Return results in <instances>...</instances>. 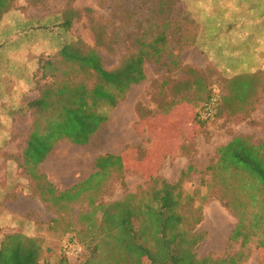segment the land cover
<instances>
[{
	"label": "trees",
	"instance_id": "16d2710c",
	"mask_svg": "<svg viewBox=\"0 0 264 264\" xmlns=\"http://www.w3.org/2000/svg\"><path fill=\"white\" fill-rule=\"evenodd\" d=\"M14 1L0 0V21L10 11ZM161 4L162 13L168 14L171 7L167 8L165 1ZM207 8V0H190L189 10L200 24V29L189 39L180 36L175 45L169 32L170 21L163 23L157 12L158 16L151 17V23L142 35L134 39L136 51L125 57L115 69L104 65L96 49H86L81 41L68 36L73 24V16L68 15L57 23V31L52 33V38L51 35L45 37L46 34L41 31L43 28L37 29L36 34L39 31L42 38L37 43L41 53L33 61L0 56V94L5 98L0 100V111L11 110L9 119L0 118V134L6 131L9 136L8 126L18 114L34 117L21 150L25 171L36 177L39 164L61 139L80 145L95 140L107 123L109 113L127 97L132 86L147 79L148 61L166 60L167 66L181 68L179 57L185 48H207L203 42L211 31ZM178 46L183 49H178ZM221 48L230 51L240 47ZM230 62L220 59L212 64L229 78V69L226 68ZM262 66L249 61L243 68H235L239 71L248 68L249 71L245 72L250 74L245 84L237 85L240 93H236L228 81V93L222 99L218 98L216 114L220 106L246 103L257 93L255 76L264 75L261 73L264 72ZM189 72L195 76L194 82L183 81L175 87L174 95L181 96V99L184 98V91L193 87L196 91L204 89L203 77L194 70ZM88 78L95 82L89 84ZM13 79L28 85L35 83L42 91L41 97L17 105L15 91L11 88ZM241 86L247 89L243 92ZM93 143L96 146L97 143ZM217 155V163L209 166L208 171L219 180L223 192H233L235 200L240 201L244 209L237 213V225L231 236L233 243L240 245L239 251L218 259H198L194 250L203 240V235L195 233V229L203 219L204 206L198 203L195 194L183 187V179L190 168L183 172L178 182L163 181L140 201H134L135 196L131 193L113 202L96 201L113 175L112 171L119 173L125 167L122 156L105 154L97 161V175L79 189L61 195V198L74 200L82 194H90L87 196L90 210L80 211L76 222L70 223L69 228L72 234L69 239L82 246L80 255L85 248L90 252L86 264H241L248 257L246 250L253 241L264 251V141L254 144L246 136H237L219 146ZM48 184L53 187L51 182ZM44 202L53 205L59 214H71L81 201ZM55 222L58 223V220ZM42 253V239L23 232L0 239V264H41ZM68 258L65 254L63 264H69Z\"/></svg>",
	"mask_w": 264,
	"mask_h": 264
},
{
	"label": "rangeland",
	"instance_id": "374dc122",
	"mask_svg": "<svg viewBox=\"0 0 264 264\" xmlns=\"http://www.w3.org/2000/svg\"><path fill=\"white\" fill-rule=\"evenodd\" d=\"M162 1L166 2L167 8L171 7L168 14L162 13ZM189 5L190 0H15L0 21V56L33 61L41 53L37 43L42 38L39 31L36 34L37 29L43 28L41 31L46 34L45 37L51 35L52 38V33L57 31V23L68 15L73 16L68 36L81 41L86 49H96L104 65L108 69H115L125 57L136 51L134 39L142 35L157 12L163 18V23L170 21L173 45L180 36L189 39L198 32L200 24L195 21ZM181 48L178 46V49ZM179 61L181 68L167 66L166 60L148 61L147 79L133 85L120 108L109 113L107 123L93 139L92 145L76 146L63 142L57 144L56 148L69 149L79 157L90 151L105 155L117 150V147L119 150L130 147L136 162L148 157L150 168L146 172L137 168L113 174L104 191L98 194V202L121 200L129 193L135 196L134 201H140L163 181L178 182L183 172L190 168L183 179V187L195 194L198 203L204 206L203 219L195 229V233L203 235V240L194 251L198 259L223 258L240 249L231 236L237 225V213L244 209L240 201L235 200L233 192H223L219 180L213 177L208 167L218 161L217 148L237 136H246L254 144L264 141V75L255 76L257 93L248 102H237L232 107L222 105L218 114L202 121L199 113L206 100L210 97L222 99L227 95L228 81L234 91L240 93L237 85L246 83L250 73L245 71L249 70L245 68L239 71L232 66L227 71L231 78L229 80L217 65L208 64L195 46L185 48ZM190 70L203 77L204 89L196 91L193 87L190 91H184V98L181 99V96L174 95L175 87L183 81L194 82L195 76ZM88 81L89 84L95 82L90 78ZM244 89L247 87L241 86V91L244 92ZM31 97V94L28 95L26 101ZM0 100H5L2 94ZM10 114L11 110L8 109L0 111V118L9 119ZM31 128L30 114L13 118L12 125L8 126L10 138L4 145L8 149L5 157L11 158L15 156L17 148H24ZM163 155H166L165 159ZM18 159L24 166L20 154ZM76 160L73 159V165L77 164ZM79 161L83 164L84 160L81 158ZM89 205V201H81L74 207L70 219L75 220L80 211H89ZM67 218L66 215L56 228L64 229ZM71 235L69 233L56 239L54 248L52 244L46 246L49 250L44 249L41 264H63L64 247ZM48 240L42 239L43 246L48 244ZM260 250L257 242L253 241L246 250L248 257L241 264H264L263 250ZM80 253L69 257V264H86L89 250L85 248L83 254ZM98 261H101V257H98Z\"/></svg>",
	"mask_w": 264,
	"mask_h": 264
},
{
	"label": "crops",
	"instance_id": "0c3cea01",
	"mask_svg": "<svg viewBox=\"0 0 264 264\" xmlns=\"http://www.w3.org/2000/svg\"><path fill=\"white\" fill-rule=\"evenodd\" d=\"M207 5L211 30L208 38L203 40L207 48L195 47L197 52L206 58L207 63L220 59L235 62L234 65L230 62L226 69L232 66L243 68V65L249 61H253L255 65H264V0H207ZM224 46L240 48L227 51L226 48H221ZM262 67L264 69V66ZM11 81L17 105L37 100L42 95V91L34 85L35 83L28 85L24 82L19 83L15 79ZM30 94L32 97L26 101V97ZM121 102L115 110L120 108ZM19 116L23 115L18 114L16 117ZM171 118L177 123L174 117ZM31 123L32 125L34 123L32 116ZM9 138L6 131L0 134V239L12 233L23 232L31 237L49 239L48 244L43 246V251L44 249L48 251L46 246L52 244L54 248L53 243L56 239L70 233V223L76 222L78 216L72 221L70 214H59L53 205L44 201H90L86 199L90 195L88 193L74 200L61 198V195L79 189L81 185L97 175L99 173L97 161L104 154L90 151L86 152L85 156L77 157L69 149H57V144L67 142L71 145L87 146L92 145V141L89 144L80 145L69 139H61L39 164L36 177H32L33 175L25 171L18 159V154L22 153L21 150L17 148L15 156L11 158L4 156L8 150L4 145ZM116 149L109 153L122 156L125 172L137 168L146 172L150 168L148 157L136 162L135 156L130 153V147ZM165 156L163 155L164 159ZM76 158L77 164L73 165V159ZM81 158L84 160L83 164H80ZM112 173L116 174L113 171ZM37 180L40 182V187L37 185ZM48 182H51L53 187ZM66 215L68 218L65 228H56L55 221L58 220V223L63 221ZM261 254L264 255V251Z\"/></svg>",
	"mask_w": 264,
	"mask_h": 264
},
{
	"label": "built area",
	"instance_id": "2783aa9c",
	"mask_svg": "<svg viewBox=\"0 0 264 264\" xmlns=\"http://www.w3.org/2000/svg\"><path fill=\"white\" fill-rule=\"evenodd\" d=\"M217 104L218 99L215 97L211 98L208 102H206L199 113L200 118L202 120L212 118L217 112ZM81 251L82 246L72 240L68 241L65 244L64 252L68 257L77 256Z\"/></svg>",
	"mask_w": 264,
	"mask_h": 264
}]
</instances>
